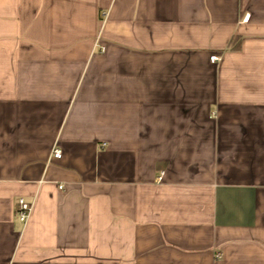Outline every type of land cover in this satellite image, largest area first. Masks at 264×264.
<instances>
[{
	"label": "crops",
	"instance_id": "1",
	"mask_svg": "<svg viewBox=\"0 0 264 264\" xmlns=\"http://www.w3.org/2000/svg\"><path fill=\"white\" fill-rule=\"evenodd\" d=\"M0 264H264V0H0Z\"/></svg>",
	"mask_w": 264,
	"mask_h": 264
},
{
	"label": "built area",
	"instance_id": "2",
	"mask_svg": "<svg viewBox=\"0 0 264 264\" xmlns=\"http://www.w3.org/2000/svg\"><path fill=\"white\" fill-rule=\"evenodd\" d=\"M246 18H248V16ZM217 59H218L217 55H213L211 57L212 61H215ZM53 156L56 158H60L62 156V150L59 148L54 149ZM31 211H32V204L26 201L24 198H20L18 200V208H17V214L19 220L23 223H26L31 215Z\"/></svg>",
	"mask_w": 264,
	"mask_h": 264
},
{
	"label": "trees",
	"instance_id": "3",
	"mask_svg": "<svg viewBox=\"0 0 264 264\" xmlns=\"http://www.w3.org/2000/svg\"><path fill=\"white\" fill-rule=\"evenodd\" d=\"M232 44V43H231Z\"/></svg>",
	"mask_w": 264,
	"mask_h": 264
}]
</instances>
